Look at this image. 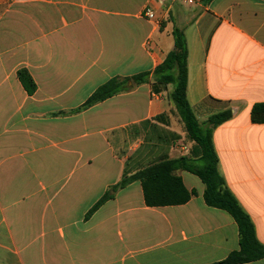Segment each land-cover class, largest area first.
I'll return each instance as SVG.
<instances>
[{
	"label": "crops",
	"instance_id": "crops-1",
	"mask_svg": "<svg viewBox=\"0 0 264 264\" xmlns=\"http://www.w3.org/2000/svg\"><path fill=\"white\" fill-rule=\"evenodd\" d=\"M176 29L199 122L233 113L213 133L219 171L264 245V124L251 120L264 103V0H0V264H216L240 249L238 224L190 172H177L196 191L184 205L147 207L139 181L112 190L125 171L191 157L192 143L177 153L169 140L186 135L172 85L131 83L80 110L109 80L163 64ZM152 124L169 139L155 141Z\"/></svg>",
	"mask_w": 264,
	"mask_h": 264
},
{
	"label": "trees",
	"instance_id": "trees-1",
	"mask_svg": "<svg viewBox=\"0 0 264 264\" xmlns=\"http://www.w3.org/2000/svg\"><path fill=\"white\" fill-rule=\"evenodd\" d=\"M211 1L203 0V3L208 4ZM173 34L175 50L168 54L163 64L153 72L109 80L94 92L80 110L88 109L117 94L130 91L133 89V85L139 86L151 82L165 86L172 85L173 91L170 94V100L175 105L176 113L184 125L187 140L193 144L191 157L170 159L168 156H162L135 174L129 175L125 171L121 182L112 190L116 192L118 189L139 181L143 188L144 201L147 207L160 208L184 205L196 195V191H189L177 172H190L199 177L205 185L204 200L206 204L227 211L239 227L240 249L216 264H247L262 260L264 259V245L257 238L251 217L229 190L225 178L220 173L219 159L213 144L215 129L229 121L233 117V113L232 111H225L211 116L204 122H199L187 98V39L184 31L180 29H176ZM18 78L29 95L36 92V83L27 70H20ZM165 118H167L166 115H161L154 121L164 122ZM251 120L254 124H264V103L253 106ZM152 125V129H158L156 124ZM177 138L180 139V137ZM110 199H113V195L109 191L90 210L88 217Z\"/></svg>",
	"mask_w": 264,
	"mask_h": 264
},
{
	"label": "rangeland",
	"instance_id": "rangeland-1",
	"mask_svg": "<svg viewBox=\"0 0 264 264\" xmlns=\"http://www.w3.org/2000/svg\"><path fill=\"white\" fill-rule=\"evenodd\" d=\"M164 126H167L166 124ZM161 130L159 129H151V135L152 138L161 142H165L166 138H167V133L169 132V130H167L166 128H161ZM166 131V132H165ZM165 135V136H164ZM160 139V140H159ZM169 139V138H167ZM169 140H171L172 143H174V147H176L177 149V153H179V151L183 148H187L185 149L186 152H188L190 150V146L192 145L191 142H189L185 136H182L179 138H170ZM160 143V142H159Z\"/></svg>",
	"mask_w": 264,
	"mask_h": 264
},
{
	"label": "built area",
	"instance_id": "built-area-1",
	"mask_svg": "<svg viewBox=\"0 0 264 264\" xmlns=\"http://www.w3.org/2000/svg\"><path fill=\"white\" fill-rule=\"evenodd\" d=\"M172 2H181L183 4L187 5H194V4H200L203 3V0H171ZM144 17L147 18L150 21H158L157 15L152 8L148 7L144 11Z\"/></svg>",
	"mask_w": 264,
	"mask_h": 264
}]
</instances>
